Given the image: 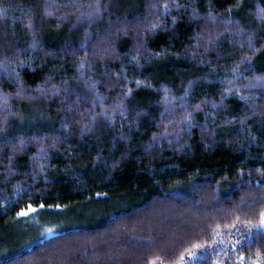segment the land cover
Instances as JSON below:
<instances>
[{"label":"trees","instance_id":"16d2710c","mask_svg":"<svg viewBox=\"0 0 264 264\" xmlns=\"http://www.w3.org/2000/svg\"><path fill=\"white\" fill-rule=\"evenodd\" d=\"M0 264H181L237 225L264 264V0H0ZM44 235V236H43Z\"/></svg>","mask_w":264,"mask_h":264},{"label":"rangeland","instance_id":"374dc122","mask_svg":"<svg viewBox=\"0 0 264 264\" xmlns=\"http://www.w3.org/2000/svg\"><path fill=\"white\" fill-rule=\"evenodd\" d=\"M51 219L55 218L51 215H43L34 209L22 211L18 215V220L15 221V223L0 229V238L3 239L2 244L5 247V250L7 249L8 244L12 247H16L17 245L24 243L30 236L33 235L40 236L44 233L46 234H44L45 236L52 235L53 229L48 230L46 225V221H50ZM249 234L250 227L237 225L227 234L219 235L215 243L197 248L189 253L181 264H193L200 257L207 254L216 255L222 251L234 252L249 236ZM1 247L2 245H0V248ZM244 258V255H240V257L233 255L231 258L228 257L226 260L221 262V264H249L245 262Z\"/></svg>","mask_w":264,"mask_h":264},{"label":"snow or ice","instance_id":"6c2138e0","mask_svg":"<svg viewBox=\"0 0 264 264\" xmlns=\"http://www.w3.org/2000/svg\"><path fill=\"white\" fill-rule=\"evenodd\" d=\"M260 224H261V226H264V219L261 220Z\"/></svg>","mask_w":264,"mask_h":264}]
</instances>
